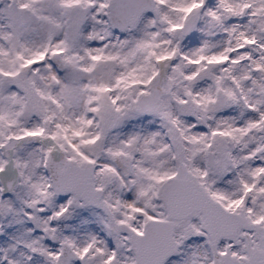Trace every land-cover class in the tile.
<instances>
[{
	"label": "snow or ice",
	"instance_id": "obj_1",
	"mask_svg": "<svg viewBox=\"0 0 264 264\" xmlns=\"http://www.w3.org/2000/svg\"><path fill=\"white\" fill-rule=\"evenodd\" d=\"M0 264H264V0H0Z\"/></svg>",
	"mask_w": 264,
	"mask_h": 264
}]
</instances>
